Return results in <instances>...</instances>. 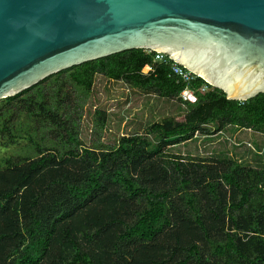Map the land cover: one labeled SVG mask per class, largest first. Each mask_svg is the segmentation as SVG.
Segmentation results:
<instances>
[{
	"label": "trees",
	"instance_id": "trees-1",
	"mask_svg": "<svg viewBox=\"0 0 264 264\" xmlns=\"http://www.w3.org/2000/svg\"><path fill=\"white\" fill-rule=\"evenodd\" d=\"M153 57L124 51L0 100V137L27 148L0 169V264H264V167L166 150L207 127L264 135V94L230 101L199 77L177 81ZM96 76L177 100L183 120L163 118L106 146L108 114L95 108L97 139L85 146L79 131ZM185 87L194 103L180 98Z\"/></svg>",
	"mask_w": 264,
	"mask_h": 264
},
{
	"label": "water",
	"instance_id": "water-1",
	"mask_svg": "<svg viewBox=\"0 0 264 264\" xmlns=\"http://www.w3.org/2000/svg\"><path fill=\"white\" fill-rule=\"evenodd\" d=\"M138 49L167 54L227 100L264 94V0H0V100Z\"/></svg>",
	"mask_w": 264,
	"mask_h": 264
},
{
	"label": "rangeland",
	"instance_id": "rangeland-1",
	"mask_svg": "<svg viewBox=\"0 0 264 264\" xmlns=\"http://www.w3.org/2000/svg\"><path fill=\"white\" fill-rule=\"evenodd\" d=\"M141 73L146 72L141 70ZM102 109L108 114L107 126L100 133L99 142L112 146L121 135L141 134L152 122L163 118L182 121L184 107L177 100H168L132 89L120 81L106 80L96 76L92 93L85 106L79 131L85 146L96 142L92 132L89 111ZM208 132H196L186 143L167 148L169 153L201 158L229 157L242 165L264 167V135L249 130L226 127L220 132L207 127ZM0 137V169L4 159L20 160L27 150L26 141L17 139L13 144Z\"/></svg>",
	"mask_w": 264,
	"mask_h": 264
},
{
	"label": "built area",
	"instance_id": "built-area-1",
	"mask_svg": "<svg viewBox=\"0 0 264 264\" xmlns=\"http://www.w3.org/2000/svg\"><path fill=\"white\" fill-rule=\"evenodd\" d=\"M146 52H149L150 50H145ZM153 52V51H151ZM154 62H157L159 64H169L170 65V71L172 75L177 79V81L187 84V86L194 81L195 78H197L196 75L192 74L190 71L185 69L184 67L180 66L176 62L172 61L167 54L165 53H158L154 52ZM148 68L145 74H147L151 69L148 66H145ZM201 90H204V88H201ZM180 98L184 101H187L189 103H194L196 100L195 94L193 90L189 89L188 87L181 92Z\"/></svg>",
	"mask_w": 264,
	"mask_h": 264
}]
</instances>
